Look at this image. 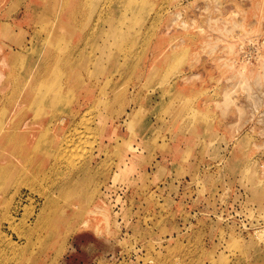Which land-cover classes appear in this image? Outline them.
<instances>
[{
	"label": "rangeland",
	"instance_id": "374dc122",
	"mask_svg": "<svg viewBox=\"0 0 264 264\" xmlns=\"http://www.w3.org/2000/svg\"><path fill=\"white\" fill-rule=\"evenodd\" d=\"M23 263L264 264V0H0Z\"/></svg>",
	"mask_w": 264,
	"mask_h": 264
},
{
	"label": "built area",
	"instance_id": "2783aa9c",
	"mask_svg": "<svg viewBox=\"0 0 264 264\" xmlns=\"http://www.w3.org/2000/svg\"><path fill=\"white\" fill-rule=\"evenodd\" d=\"M106 190V188H103ZM108 192V191H105ZM109 197L113 196V194H108ZM104 199V198H103ZM111 201L109 202V208L115 213L116 212V217L118 215L119 212L118 211V202H115L114 200L112 201V199H110ZM109 201V200H108ZM107 201V202H108ZM106 202V201H104Z\"/></svg>",
	"mask_w": 264,
	"mask_h": 264
},
{
	"label": "bare ground",
	"instance_id": "6f19581e",
	"mask_svg": "<svg viewBox=\"0 0 264 264\" xmlns=\"http://www.w3.org/2000/svg\"><path fill=\"white\" fill-rule=\"evenodd\" d=\"M10 129H11V128H10ZM68 134H69V133H68ZM69 135H70V134H69ZM66 136H67V135H66ZM66 136H65V137H66ZM68 138H69V137H67V139H68ZM63 139H64V138H63ZM63 139H62V140H63ZM77 139H78V138H77ZM63 141H64V140H63ZM68 141H69V140H68ZM74 143H75V142H74ZM71 144H73V143H71ZM62 145H63V144H62ZM65 146H66V142H65ZM68 146H69V149H68V150H70V144H69V142H68ZM73 146H74V145H73ZM59 147H60V146H59ZM60 149H62V148H60ZM63 149H65V148H63ZM63 149H62V150H63ZM71 149H72V147H71ZM65 151L67 152V147H66V150H65ZM65 151L63 150V151H61V154H60V153H59V154L62 156V155H63L62 152L64 153ZM68 155H69V154H68ZM96 211H97V210H96ZM91 212H92V211H91ZM97 212H98V211H97ZM92 213H93V212H92ZM32 251H33V250H32ZM23 264H24V263H23Z\"/></svg>",
	"mask_w": 264,
	"mask_h": 264
}]
</instances>
